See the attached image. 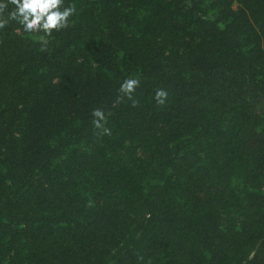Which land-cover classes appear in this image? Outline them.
Wrapping results in <instances>:
<instances>
[{
    "label": "trees",
    "instance_id": "1",
    "mask_svg": "<svg viewBox=\"0 0 264 264\" xmlns=\"http://www.w3.org/2000/svg\"><path fill=\"white\" fill-rule=\"evenodd\" d=\"M0 264H264V0H0Z\"/></svg>",
    "mask_w": 264,
    "mask_h": 264
}]
</instances>
